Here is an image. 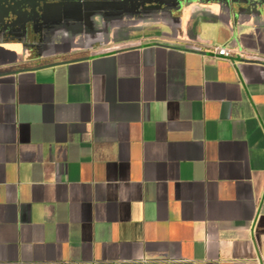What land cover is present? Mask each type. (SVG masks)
Segmentation results:
<instances>
[{"label":"crops","instance_id":"1","mask_svg":"<svg viewBox=\"0 0 264 264\" xmlns=\"http://www.w3.org/2000/svg\"><path fill=\"white\" fill-rule=\"evenodd\" d=\"M84 39L0 42V264H264V19L189 2Z\"/></svg>","mask_w":264,"mask_h":264},{"label":"flooded vegetation","instance_id":"2","mask_svg":"<svg viewBox=\"0 0 264 264\" xmlns=\"http://www.w3.org/2000/svg\"><path fill=\"white\" fill-rule=\"evenodd\" d=\"M187 3L186 0H0V42L18 45L32 59L41 60L61 46L70 47L68 42L58 44L65 33L82 32L83 45L93 49L106 42L116 26H131L152 18L167 19L179 14ZM242 7L241 14L260 15L256 9Z\"/></svg>","mask_w":264,"mask_h":264},{"label":"water","instance_id":"3","mask_svg":"<svg viewBox=\"0 0 264 264\" xmlns=\"http://www.w3.org/2000/svg\"><path fill=\"white\" fill-rule=\"evenodd\" d=\"M186 1L191 2L192 0ZM210 2L225 8L230 14H232L236 8H238L239 13H241L243 9L242 6L245 5L249 9L258 10L260 15L255 17L264 19V0H212Z\"/></svg>","mask_w":264,"mask_h":264},{"label":"built area","instance_id":"4","mask_svg":"<svg viewBox=\"0 0 264 264\" xmlns=\"http://www.w3.org/2000/svg\"><path fill=\"white\" fill-rule=\"evenodd\" d=\"M210 51L217 57H222L226 59L232 58L235 55L240 56L241 58L244 57L243 51H238L229 46H215L210 48Z\"/></svg>","mask_w":264,"mask_h":264}]
</instances>
